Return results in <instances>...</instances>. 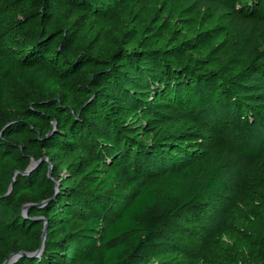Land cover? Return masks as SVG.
Listing matches in <instances>:
<instances>
[{"label":"trees","instance_id":"trees-1","mask_svg":"<svg viewBox=\"0 0 264 264\" xmlns=\"http://www.w3.org/2000/svg\"><path fill=\"white\" fill-rule=\"evenodd\" d=\"M214 20L189 0H0V264L42 246L13 264H152L179 212L223 195L228 107L242 104L224 81L256 53L243 69L221 60L235 47ZM203 113L201 152H146L129 124ZM257 199L262 223L264 184ZM251 250L264 264V233Z\"/></svg>","mask_w":264,"mask_h":264},{"label":"rangeland","instance_id":"rangeland-1","mask_svg":"<svg viewBox=\"0 0 264 264\" xmlns=\"http://www.w3.org/2000/svg\"><path fill=\"white\" fill-rule=\"evenodd\" d=\"M189 4L206 20L215 18V24L231 25L229 40L235 48L221 60L242 68L241 62L255 52L250 61L255 68L242 71L235 80L224 81L232 97L242 102L228 107L233 122L226 131V154L219 159L226 191L215 201L179 212L166 227L158 246L160 255L151 263L218 264L221 246L231 251L236 264H252L251 247L262 240L264 233V222H259L254 207L264 184V78L254 73L264 69V0H189ZM206 115L209 113L168 125H149L133 117L129 124L146 152L157 150L169 139L201 152L210 144ZM177 157L183 159L184 154Z\"/></svg>","mask_w":264,"mask_h":264},{"label":"water","instance_id":"water-1","mask_svg":"<svg viewBox=\"0 0 264 264\" xmlns=\"http://www.w3.org/2000/svg\"><path fill=\"white\" fill-rule=\"evenodd\" d=\"M56 190L58 191V185L56 186ZM42 250H43V246L37 252L33 254H27L25 252L13 253L3 264H13L15 261H17L19 257L24 256V255L39 256L42 253Z\"/></svg>","mask_w":264,"mask_h":264}]
</instances>
